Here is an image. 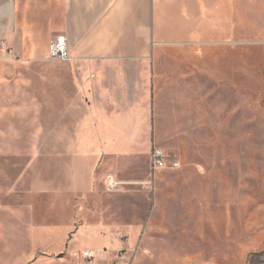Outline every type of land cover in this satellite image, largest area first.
<instances>
[{
	"label": "rangeland",
	"instance_id": "rangeland-1",
	"mask_svg": "<svg viewBox=\"0 0 264 264\" xmlns=\"http://www.w3.org/2000/svg\"><path fill=\"white\" fill-rule=\"evenodd\" d=\"M3 1L19 28L16 47L24 49V0ZM202 15L187 40L161 46L172 52L162 60L165 79L180 85L155 96L164 132L157 145L181 168L152 178L148 170L122 176L137 182L113 190L107 174L102 194L105 221L117 224L111 230L78 233L82 218L75 215L66 217L73 231L48 232L52 220L45 218L46 231L35 236L24 232V160L0 154V264H248L264 258V0L213 1Z\"/></svg>",
	"mask_w": 264,
	"mask_h": 264
},
{
	"label": "crops",
	"instance_id": "crops-1",
	"mask_svg": "<svg viewBox=\"0 0 264 264\" xmlns=\"http://www.w3.org/2000/svg\"><path fill=\"white\" fill-rule=\"evenodd\" d=\"M213 1L24 0L19 49L12 6L0 0V39L16 48L11 57L0 52V154L24 160L25 233H44L45 218L48 232H71L66 217L75 215L78 233L111 230L106 175L162 170L151 161L164 133L155 96L180 84L165 79L162 60L172 52L161 46L187 40ZM59 34L68 37L69 61L48 57Z\"/></svg>",
	"mask_w": 264,
	"mask_h": 264
},
{
	"label": "built area",
	"instance_id": "built-area-1",
	"mask_svg": "<svg viewBox=\"0 0 264 264\" xmlns=\"http://www.w3.org/2000/svg\"><path fill=\"white\" fill-rule=\"evenodd\" d=\"M0 52L5 53L9 57L13 56L12 48L8 45L7 41L2 39H0ZM48 57L52 60H71L67 35L59 34L52 39L49 45ZM151 161L154 169H179L181 166L180 162L177 159L172 158L171 155L161 147H154L152 149ZM106 184L110 190H113L116 189L119 184H121V181H119L113 174H109L106 179ZM86 259L91 261L92 254L87 253ZM248 264H264V258L258 262H251Z\"/></svg>",
	"mask_w": 264,
	"mask_h": 264
}]
</instances>
